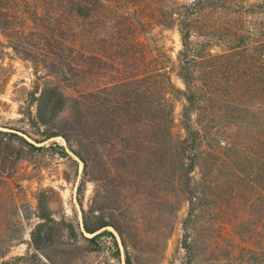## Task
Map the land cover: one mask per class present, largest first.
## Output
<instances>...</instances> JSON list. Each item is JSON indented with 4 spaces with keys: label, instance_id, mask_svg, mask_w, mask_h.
I'll return each instance as SVG.
<instances>
[{
    "label": "rangeland",
    "instance_id": "374dc122",
    "mask_svg": "<svg viewBox=\"0 0 264 264\" xmlns=\"http://www.w3.org/2000/svg\"><path fill=\"white\" fill-rule=\"evenodd\" d=\"M177 1L191 0H139L148 21L143 39L173 60L182 48L179 32L158 19ZM137 2L116 7L134 14ZM109 26H101L98 42L83 40L79 49L111 45L120 28ZM95 27L81 31L86 36ZM12 34H0V264H264V119L249 132L242 120L264 101L256 78H246L232 100L228 86H239L226 74L216 86L202 83L207 96L193 125L207 129L192 155L194 171L185 176L181 166L188 162L173 140L146 122L143 82L128 93L114 86L137 74L132 60L97 63L89 81L76 70L52 76L41 62L51 50L40 46L45 35L27 32L16 43ZM21 53L39 56L38 65ZM172 82L184 89L176 76ZM86 84L94 94L88 119ZM166 88L175 102L174 134L184 137L185 101ZM50 92L64 93L58 105L42 103ZM243 105L249 113L233 109ZM99 219L109 226L85 231V222Z\"/></svg>",
    "mask_w": 264,
    "mask_h": 264
},
{
    "label": "trees",
    "instance_id": "16d2710c",
    "mask_svg": "<svg viewBox=\"0 0 264 264\" xmlns=\"http://www.w3.org/2000/svg\"><path fill=\"white\" fill-rule=\"evenodd\" d=\"M119 1L123 5L126 2V0H0V34L9 36L11 33L15 34L18 36L15 37L16 43L25 41L24 35L27 32L32 35L37 33L45 35L41 40H45L46 43L41 41L40 46L43 50L48 47L51 50L42 55L41 62L47 64L49 75L52 76L59 73L69 75L73 74L71 71L76 70L84 72L86 80L89 81L88 76L92 77L97 63L101 67L103 62L114 63L117 58L132 60V71L135 67L137 74L130 76L128 73L125 75V77L129 75L125 81L114 86L128 93L133 85L143 82L149 103L146 122L149 127L163 131L166 138L173 140L177 146L175 151L179 159L188 162H183L181 166L185 170V176H188L195 168L192 155L201 146L203 133L207 129L205 126L196 128L193 125V114L201 110L199 106L207 96L206 84L202 83L209 81L212 87L216 86L220 75L226 74L239 86V89L228 86L229 98L232 100L239 90L244 88L242 84L246 78H256L260 84L257 90L258 97H264V0H191L177 1L173 4V9L169 5L163 7L158 24L165 29L177 28L180 35L182 48L175 60L163 47L156 55L149 43L143 39L146 31L142 30L148 25V21L142 14L139 0L134 14H127L124 9L116 7ZM126 5L124 7L127 10L129 5ZM89 25L97 27L85 36V32L81 30ZM109 25L115 29L116 25L120 28L117 35L111 37L113 39L111 45L102 48L97 45L95 50L79 49L78 45L83 43V40L98 42L96 35L101 26L110 30ZM213 47L220 48V53L212 54L210 49ZM65 51L68 52L67 55H63ZM20 56L35 64L37 63L35 59L40 58L27 53H21ZM140 63L143 69L139 68ZM173 76L182 81L183 90L175 88ZM167 85L174 89L175 94H179V99L185 101L182 111L184 137L174 134L175 102L167 98ZM86 87L87 84L83 93L85 118L89 116L94 103L92 102L94 94ZM63 94L50 92L48 100L42 103L47 102V106L48 103L56 106L63 99ZM156 94L161 95L157 103L153 100ZM54 97H57L55 102L52 99ZM126 99L131 101V97ZM209 99L216 102L215 96ZM238 107L234 106L233 109H238L239 113H249V109L244 108V105L245 110ZM128 113L129 111L126 116ZM256 119L258 121L264 119V101L259 104L256 114L250 117L245 114L242 118L246 122L244 128L248 132L251 126L256 125ZM261 126L264 127V120ZM262 134L264 136V131ZM81 187L82 185L79 187L80 194ZM108 226L102 219L93 225L84 223L85 231L90 234ZM103 234L99 233L94 238Z\"/></svg>",
    "mask_w": 264,
    "mask_h": 264
}]
</instances>
